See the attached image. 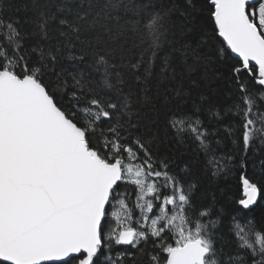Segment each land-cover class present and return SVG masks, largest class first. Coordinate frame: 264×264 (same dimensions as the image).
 Masks as SVG:
<instances>
[{
    "label": "snow or ice",
    "instance_id": "1",
    "mask_svg": "<svg viewBox=\"0 0 264 264\" xmlns=\"http://www.w3.org/2000/svg\"><path fill=\"white\" fill-rule=\"evenodd\" d=\"M262 202L264 0H0V264H264Z\"/></svg>",
    "mask_w": 264,
    "mask_h": 264
},
{
    "label": "trees",
    "instance_id": "2",
    "mask_svg": "<svg viewBox=\"0 0 264 264\" xmlns=\"http://www.w3.org/2000/svg\"><path fill=\"white\" fill-rule=\"evenodd\" d=\"M21 2V0H13V4H19ZM13 13H15V7L12 9ZM18 15H23V13H15ZM182 18L179 17V14H176L173 17V20L176 23H179L180 20ZM189 43L193 44V47H195V43H194V39L193 38H189L188 39ZM164 52H161V55H163ZM174 55L179 56V53H174ZM191 57L189 58V63H191ZM204 68L200 67L196 70V72L193 73V76L196 78H199L201 76L204 75ZM213 88H218L219 94L215 95L213 98L220 100L223 98V85H216L214 84L212 86ZM145 112H147V116H143L142 115V122L143 123H147L148 118L152 116V113L150 111H148L147 109H145ZM249 171L251 172V166L249 167ZM226 190L229 195H231L232 197L235 198H241L242 197V185L238 179V177L232 178V177H219L217 178V180L214 183H209L207 180H203L201 182L200 185V191L197 193V197H201V196H207V199L210 201L212 196L215 195V197L217 198L218 201H220V203H224V199L222 198V193L221 190ZM134 199V197H133ZM252 215H255L257 217H259L261 214H264V202L258 204L257 206H254L253 208V212L251 213Z\"/></svg>",
    "mask_w": 264,
    "mask_h": 264
}]
</instances>
